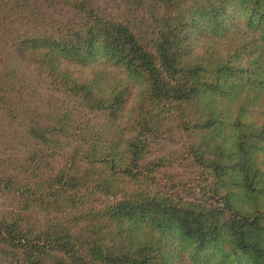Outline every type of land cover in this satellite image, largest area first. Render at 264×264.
<instances>
[{"label": "trees", "instance_id": "trees-1", "mask_svg": "<svg viewBox=\"0 0 264 264\" xmlns=\"http://www.w3.org/2000/svg\"><path fill=\"white\" fill-rule=\"evenodd\" d=\"M50 1L0 0V19L9 24L16 20L24 29L32 24L29 31L38 34V41L44 37L52 41L42 48H30L27 55L38 61L47 75L45 80L64 94L87 108L107 111L115 119L107 129L113 136L93 142L89 127L77 124L83 147L70 153L67 166L57 174L41 184H28V195L38 198V203L44 201V208L69 206L70 216L28 235L1 223L0 239L21 249L28 264H211L215 259L208 253L210 247L220 251L221 264H226L229 255H235L239 264H264L262 208L236 209L228 195L206 210L140 190L120 196L119 178H112L124 174L138 179L149 173L139 164L146 153L143 137L154 132L160 120L154 125L146 123L154 116L164 117L168 107L182 110L196 102L205 103L206 118L197 122L180 116L177 122L184 128L212 129L208 153L220 156L209 160L207 167L218 172V179L232 168L243 187L259 190L255 182L264 171L254 156L264 142V121L261 125L242 121L253 106L264 107V0H206L193 15L171 12L164 16L166 29L154 28L150 39L122 20L97 15L87 0L71 2L86 17L75 34L59 36L40 30L48 21L42 4ZM234 8L243 15L236 21L231 15ZM32 19L38 23L33 24ZM58 24L54 23L55 27ZM28 37L22 31L11 42L22 56L27 45L36 42ZM143 39L150 42L143 43ZM61 57L91 62L90 78L65 75L66 68L60 74L56 61ZM136 81L143 84L141 89L136 88ZM217 102L235 103L231 126L236 130L242 126L227 154L226 140L217 138V126L224 123L222 111L215 107ZM146 104L148 117L144 121L141 111ZM58 122L69 131L63 119ZM128 128L137 132L136 140L119 148L116 135ZM25 129L35 135L46 131L29 124ZM258 193H254V200ZM98 194L112 199L96 206L85 204L86 200L96 201ZM216 194L222 195L219 190ZM189 248L195 261L186 260Z\"/></svg>", "mask_w": 264, "mask_h": 264}, {"label": "rangeland", "instance_id": "rangeland-1", "mask_svg": "<svg viewBox=\"0 0 264 264\" xmlns=\"http://www.w3.org/2000/svg\"><path fill=\"white\" fill-rule=\"evenodd\" d=\"M87 1L97 15L106 19L122 20L141 37L148 39L154 34V28L166 29L167 22L164 16L167 14L179 12L186 16L193 15L201 4L206 2V0H172L171 3L170 0ZM71 2L73 0H51L46 4L43 3L42 8L46 12L48 21L40 30L48 29L59 36L75 34L86 17L81 16ZM239 12L241 11H236L235 8L231 12L234 21L243 16ZM11 20L14 19L11 18L10 22ZM31 22L38 23V20L32 19ZM56 22L59 23L57 27L54 25ZM15 23L16 20L12 24L6 21L2 23L0 19V95L2 96L0 99V224L6 222L12 229L18 232L25 230L28 235L39 232L62 216H70L68 214L72 208L69 206L57 209L44 208V201L38 203V198L34 200V197L28 195V184L31 187L41 184L50 176L57 174L59 169L67 166L70 153L77 152L83 147L82 142L78 141L77 124L89 127L93 142L94 139L103 142L105 139H112L113 132H107V129L113 126L115 119L107 111L101 109L96 111L79 104L78 99L67 96L51 82H47L46 73L37 64L38 61L27 55V52L32 47H45L52 41L47 37L38 41V34L34 35L35 33L29 31L32 30L30 29L33 27L32 24L28 25V29H24ZM22 31H25L27 37L30 36L28 39L36 40L35 44L30 42L27 45L26 55L23 56L11 43ZM148 39H143L142 42L149 43ZM90 63L78 58L68 60L63 57L56 61L57 71L60 74L63 73L61 69L66 68L63 74L80 80L90 78L92 74ZM93 63L95 64L96 61L94 60ZM134 84L137 89H141L143 85L139 81ZM204 104L194 102L185 105L182 110L168 107L163 113L164 117L150 118L146 126L156 124L157 120L160 122L154 126V132L144 135L146 153L139 162L140 166L149 173L140 175L138 179H131L124 174H114L112 178H119L120 196L140 190L139 192L152 196L167 197L168 195L177 204L183 202L192 205L194 209L201 207L206 210L217 206L225 195H228L230 203L236 209L251 211L257 206L264 210V175L257 178L255 186L259 190L255 191L243 187L240 176L232 168L223 179H218L216 177L218 172L206 165L209 160L220 156L219 153H215V156L208 153V143L211 141L208 135L213 133L212 129L201 130L192 125L190 128H184L178 124L177 118L180 116L202 122L207 112V108L204 110ZM216 106L222 111L224 119V123L217 126L219 127L217 138L226 140L224 153L227 154L231 152L228 151L229 148L236 143V131L238 132L242 126L238 125L237 130L231 126L235 103L217 102ZM145 107L146 109L141 111L144 121L148 117L146 113L148 104ZM126 114H129L128 111ZM60 118L69 131L62 129L63 123L58 122ZM120 119L118 117L117 121ZM243 119L242 122L253 120L252 122L258 123L257 125L263 124L264 107L253 106ZM28 124L38 129L44 128L46 131L42 129V133L37 135L29 134L25 129L26 126L28 128ZM257 125L253 126L256 128ZM116 136L119 148H126L128 143L137 137V132L128 128ZM84 141H87L86 148L91 151L92 147L88 139ZM254 159L264 171V142H260V149L256 151ZM100 164L102 168L105 167L102 166V162ZM216 190L222 195H217ZM255 192L259 193L254 200ZM96 197V201L86 200L85 204L96 206L112 199L99 194ZM187 253V261L196 260L192 248H189ZM208 253L212 255V259H215L211 264H221V253L217 248L210 247ZM234 256L229 255L226 264H239ZM0 264L28 263L21 249L0 239Z\"/></svg>", "mask_w": 264, "mask_h": 264}]
</instances>
